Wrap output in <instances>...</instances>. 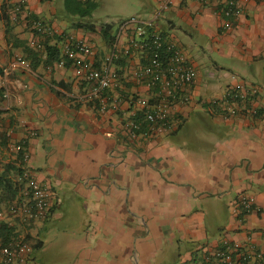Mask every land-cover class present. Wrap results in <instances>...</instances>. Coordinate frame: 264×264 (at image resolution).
Wrapping results in <instances>:
<instances>
[{
    "label": "crops",
    "instance_id": "obj_1",
    "mask_svg": "<svg viewBox=\"0 0 264 264\" xmlns=\"http://www.w3.org/2000/svg\"><path fill=\"white\" fill-rule=\"evenodd\" d=\"M14 1L0 0V17ZM163 2L138 0L140 10L131 15L179 39L197 79L192 99L175 104L178 125L135 140L124 128L128 112L154 97L135 76L146 63L140 49L118 59L119 86L110 93L121 106L102 112L98 102L78 100L90 82L72 60L36 67L18 61L21 51L11 49L0 18V122L6 134L0 168L15 159L13 145L26 139L35 176L54 192L37 237L42 239L57 213L70 209L68 215L80 221L72 230L78 244L72 264H219L214 251L225 238L241 245L251 238L264 251V0L243 1L237 18L223 13L225 0H175L161 10ZM26 9L88 41L95 67L111 47L101 34L71 26L62 0H29ZM12 18L15 34L33 43L25 13ZM132 37V28H126L121 47ZM232 73L262 89L258 115L230 117L211 105ZM23 123L37 134L28 136ZM242 193L253 195L260 211L239 215L234 201ZM3 210L0 221L16 228L26 224Z\"/></svg>",
    "mask_w": 264,
    "mask_h": 264
},
{
    "label": "built area",
    "instance_id": "obj_2",
    "mask_svg": "<svg viewBox=\"0 0 264 264\" xmlns=\"http://www.w3.org/2000/svg\"><path fill=\"white\" fill-rule=\"evenodd\" d=\"M243 1L248 0H225L223 13L231 18L239 17L243 12L241 4ZM174 2L175 0H164L161 10L168 9ZM28 3L29 0H15L13 12L25 13L27 24L35 35L34 41L38 42L39 37L61 36V50L66 58L58 62V65L64 66L67 59H70L75 66L84 70L85 79L90 82V87L83 95L77 96L78 100L98 102L102 112L109 107L119 109L120 100L113 99L110 93L119 86L120 74L116 63L123 53L130 56L134 49H140L146 58V63L136 71L135 76L153 90L154 97L152 101H141V105H135L128 112L124 123L126 133L135 140L139 137H151L178 125L180 118L174 110L175 104L188 103L192 99L193 87L197 79L196 67L190 62L179 39L153 29L148 21L131 15L119 26L114 43L104 55L101 64L95 67L90 61L93 59L94 51L88 41L64 34L52 24L31 17L32 12L26 9ZM126 28H132L133 37L129 46L123 48L120 39ZM226 28H232L231 21L226 22ZM17 60L22 61L21 55ZM210 103L230 117L244 114L255 116L263 108L259 103L257 86L235 73L231 74V83L223 94L212 98ZM23 125L27 129L28 136L37 134L35 130L28 128L26 123ZM0 128H3L1 122ZM13 148L21 153L22 171L18 177L24 183V187L21 199L12 202L8 211L18 215L27 223L46 219L53 208V189L35 176L30 165L31 152L27 147L26 139L16 142ZM234 208L239 215L260 211L255 197L246 193L240 194L235 199ZM4 216L5 211L0 209V219ZM33 255V246L23 236H15L0 245V264H35ZM214 256L219 264H264V251L251 238L243 245L225 238L222 246L214 251Z\"/></svg>",
    "mask_w": 264,
    "mask_h": 264
},
{
    "label": "trees",
    "instance_id": "obj_3",
    "mask_svg": "<svg viewBox=\"0 0 264 264\" xmlns=\"http://www.w3.org/2000/svg\"><path fill=\"white\" fill-rule=\"evenodd\" d=\"M99 3L96 0H62V11L68 17L67 20L74 28H80L85 31H91L101 34L105 40L112 45L116 39L118 28L112 23H98L92 21L93 12L98 8ZM13 7L12 10L3 9L1 21L5 25L6 40L12 50L20 49L22 60L36 67L39 64L52 66L58 64L65 59V55L61 50L62 37L59 35L39 37V41L30 43L14 32L13 26ZM31 17L38 18L31 13ZM69 63L67 59L66 65ZM4 74V68L0 66V76ZM3 87L0 92H3ZM1 114V109H0ZM142 117V114H140ZM6 138L5 132L0 128V144H3ZM22 171L21 153L16 152L14 160L4 164L0 168V209L9 208L12 202L20 200L23 195L24 183L19 180V175ZM50 215V214H49ZM48 215V216H49ZM33 222V221H32ZM27 224V222H25ZM31 223V222H29ZM20 231L6 221H0V245L7 243L11 238L20 236ZM33 246L34 250H38L44 246V241L37 238L32 242L33 235L30 232L23 236Z\"/></svg>",
    "mask_w": 264,
    "mask_h": 264
},
{
    "label": "rangeland",
    "instance_id": "obj_4",
    "mask_svg": "<svg viewBox=\"0 0 264 264\" xmlns=\"http://www.w3.org/2000/svg\"><path fill=\"white\" fill-rule=\"evenodd\" d=\"M98 3L99 6L93 12L91 20L97 22L95 19L96 17L99 21H108L114 26L117 25L121 18H125L134 13L138 14L140 10L138 0H98ZM13 15L17 16L14 12L12 13V16ZM27 26L29 27L28 24ZM108 51L109 49L107 52ZM211 59L210 56L207 57L209 63H212ZM257 88L259 93H261L262 89L258 86ZM66 206L69 208L73 207L74 209L78 207L77 205L67 204ZM70 212L71 210L69 209V213ZM68 214L64 215L62 212L57 213L55 218L49 224V227L44 229L45 233L41 236L44 241V246L36 251L35 264H72L78 251V244L71 239L74 236L72 230L73 227L80 226V221L79 218L74 215ZM43 220H36L31 223H21V225H17V230L21 233L20 236H25L26 233L30 232L31 235H33L32 242H34L38 238V231H40L39 229ZM68 224H71V227L65 229L68 228ZM75 234L79 237L81 236L80 231H77Z\"/></svg>",
    "mask_w": 264,
    "mask_h": 264
}]
</instances>
